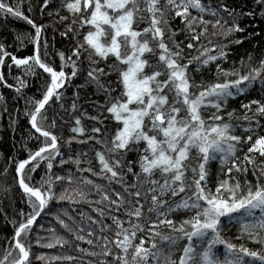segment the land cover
Instances as JSON below:
<instances>
[{"label":"snow or ice","instance_id":"1","mask_svg":"<svg viewBox=\"0 0 264 264\" xmlns=\"http://www.w3.org/2000/svg\"><path fill=\"white\" fill-rule=\"evenodd\" d=\"M260 25L264 0H0V264H264Z\"/></svg>","mask_w":264,"mask_h":264},{"label":"trees","instance_id":"2","mask_svg":"<svg viewBox=\"0 0 264 264\" xmlns=\"http://www.w3.org/2000/svg\"><path fill=\"white\" fill-rule=\"evenodd\" d=\"M8 25H9V28L12 29L13 31H25V30H27V26L23 22H20V21H15V20L10 19L8 21ZM261 27H264V25L258 26L256 28V30L260 31ZM2 30L3 29L0 28V31H2ZM6 35L8 36V39L10 41L11 40V35L8 34V33H6ZM252 43H255V41H253ZM57 46L59 47V45H57ZM245 50L252 51L251 43L246 41L242 46L237 47V49H236V51L239 52V53H244ZM15 54H17V55H27L28 51L26 49H19ZM234 58L238 59V57H234ZM3 71L7 75V69H3ZM12 71L15 72L16 71L15 68H13ZM8 79H9V82H11V77H8ZM0 93H3L5 95L11 97V91L6 89V88L0 87ZM15 138H17V139L19 138L18 134H16ZM10 147H11L10 140H9V142L0 144V148H3L4 150H7ZM17 203H18V201H17ZM65 204H66V202H65ZM10 228H11V225H7L3 219H0V236H3L6 233H9ZM82 246H86V245H82ZM44 251H46L48 253H51V254H55L53 252V250L46 249Z\"/></svg>","mask_w":264,"mask_h":264}]
</instances>
